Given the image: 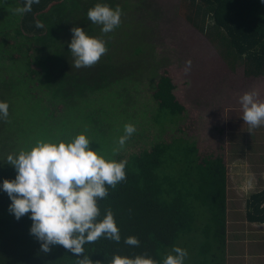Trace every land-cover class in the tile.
Listing matches in <instances>:
<instances>
[{
    "label": "trees",
    "instance_id": "1",
    "mask_svg": "<svg viewBox=\"0 0 264 264\" xmlns=\"http://www.w3.org/2000/svg\"><path fill=\"white\" fill-rule=\"evenodd\" d=\"M9 1V7L4 10L0 0V14L5 13V19L10 14V23L0 27V37L4 38L0 47L9 46L7 39L10 36L22 37V44L27 45L22 53L25 70L21 79L26 80L23 88L27 91L40 88L47 100H59L77 112L78 109L68 101L75 99L82 105L85 103L81 108L84 112L94 103L95 98L91 100L89 95L144 73V60L154 52L152 45L144 39L143 29L135 23L134 9L127 1L39 0V3L31 5V11L23 14L16 13L15 9L23 7L25 0ZM97 3L121 11L119 25L110 32H101V25L87 17V10ZM183 3L202 13L201 23L205 29L206 20L211 21L206 29L208 35L203 27H200L201 32L218 39L229 55L243 60L247 65V75L264 76V4L260 0H183ZM36 21L43 26L37 27ZM74 26L82 27L87 35L97 37L105 44L106 52L91 66L75 67L73 64L68 42ZM32 42L40 45L35 54L42 57L34 58L29 54V50H35ZM13 59L16 58L11 56L10 60ZM150 75L157 77L156 66L152 65ZM175 90L170 76L161 74L157 77L152 95L157 104L154 120L162 130L167 127L174 129L186 112ZM0 101L6 102L5 96ZM35 101H38V108L43 100L36 98ZM38 110L44 113L42 118L36 110V113L31 110L30 118L17 125L21 135L15 141L19 143L20 151L30 150L38 141L67 142L65 137H69L73 128L72 136L84 134V127L77 125L78 118L70 120L68 125L65 122V130L62 128L63 120L49 128L45 111ZM14 114L8 110L6 118L13 119ZM23 124L32 128L22 127ZM82 124L92 125L93 122ZM62 133L63 138L60 136ZM93 135L96 136V132L86 131L90 147L99 156L126 162L125 178L115 187L106 185L107 195L97 200L100 214L96 220H102L110 211L119 229V242L101 235L95 241L85 242L82 245L84 251L79 256L60 245L50 246V251L44 253L29 234L31 220L28 214L14 218L8 210L9 197L0 190V264H80L82 259H86L88 264H111L113 255H144L155 264H162L183 240L191 238L189 244L199 241L194 231L200 208H206L209 218L201 232L202 239L197 249L200 254L194 264H225L228 187L223 152L202 155L196 141L172 136L170 140L152 144L124 159L118 150L121 134L116 138L114 134L110 135L111 140L102 133L100 140ZM251 198L249 220L264 223V189ZM129 236L137 238L139 244L124 243Z\"/></svg>",
    "mask_w": 264,
    "mask_h": 264
},
{
    "label": "rangeland",
    "instance_id": "2",
    "mask_svg": "<svg viewBox=\"0 0 264 264\" xmlns=\"http://www.w3.org/2000/svg\"><path fill=\"white\" fill-rule=\"evenodd\" d=\"M2 1V8L5 10L9 7L10 1ZM114 1H127L134 9V21L143 29L144 39L152 45L154 52L150 58L144 60V73L130 77L132 81L128 79L122 84L112 85L103 88L101 92L89 95L91 100L95 98L94 103L84 112H81V108L86 105L83 102L82 105L75 99L68 101L78 109L77 112L72 107L67 108L59 100L51 101L52 98L47 100L40 88L29 91L24 89L23 83L26 80L24 81L23 77L21 79L25 70L22 53L27 45L22 44L24 42L22 37L10 36L9 39L6 38L9 46L0 47V98L5 96L8 110L15 113L13 119H0V181L15 175L14 168L7 163L6 158L9 154L15 155L20 151L19 143L15 141L21 135L17 125L20 122L25 123V119L30 118L31 110L34 112L36 110L37 115L42 118L44 113L38 110L41 109L45 111L46 119L49 120V128L63 120L62 128L65 130V122L68 125L71 124L70 120L78 118L77 125H81L80 128L84 127V134L86 135V131L92 134L96 132V136H93L98 140L101 133L109 140L113 134L114 138L120 134L121 137L124 135V128L121 126L132 124L135 131L127 137L122 146H118L119 153L124 159L143 148H149L152 144L170 140L172 136L184 137L196 141L202 155H219L223 152L229 160L230 173L233 167L235 169L239 167L230 159H241L244 166L255 168V183L262 184L264 124L250 127L244 122L238 98L245 92L255 90L256 98L264 101V76L247 75V65L243 60L229 55L218 39L207 36L206 29L211 21L206 20L205 29L201 23L202 13L183 3V0ZM3 14L5 13L0 14V27L10 23V14L6 19ZM200 27L205 29L207 35L201 32ZM3 39L0 37V42ZM39 46L32 42V48L35 49L29 50L32 57H42L35 54ZM11 56L16 59L10 60ZM189 61L190 64L186 63ZM152 65L157 67V77L166 74L172 78L176 86L174 93L186 107L183 119L175 124L174 129L167 127L162 130L154 120L157 104L152 95L157 77L150 75ZM36 98L43 100L38 108ZM82 116L84 118L81 120ZM90 121L93 122L92 125L82 124ZM22 127L32 128L29 124H23ZM72 131L70 130L69 137H65L67 142L74 137L72 133L75 132V128ZM62 135L63 133L60 136ZM87 138L90 140V137ZM241 168L242 166L238 176L242 175ZM236 203L245 206L243 203ZM198 212L200 217L195 224L194 233L199 241L189 244L192 240L189 238V241L183 240L177 245L187 252L184 264H194L199 258L200 253L197 249L202 239L201 232L208 223L209 213L207 214L206 208H200ZM236 242L237 239L232 238V243L236 245ZM259 247L263 251L264 242H260Z\"/></svg>",
    "mask_w": 264,
    "mask_h": 264
},
{
    "label": "clouds",
    "instance_id": "3",
    "mask_svg": "<svg viewBox=\"0 0 264 264\" xmlns=\"http://www.w3.org/2000/svg\"><path fill=\"white\" fill-rule=\"evenodd\" d=\"M264 4V0H260ZM39 0H25L16 13L31 11V5ZM121 11L107 4L97 3L87 10L88 19L101 25V32H110L120 23ZM37 27H42L36 21ZM68 49L75 67L95 64L106 52L103 40L89 36L82 27L71 28ZM190 64L189 62H186ZM187 70V69H186ZM255 90L239 96L243 110L242 119L250 127L264 124V101L256 98ZM8 116L7 102L0 101V119ZM135 131L132 124L124 126V135L118 143L122 146ZM85 134H77L69 142L38 141L30 150L20 151L6 158L15 170L13 179L0 181V190L9 197V212L19 219L28 214L31 224L29 234L39 243L44 253L50 246L60 245L79 256L85 242H92L104 235L119 242V229L110 211L97 221L100 210L97 200L107 195V187H115L125 178V161L119 162L99 156ZM124 243L137 245V238L129 236ZM174 253L175 255H173ZM162 264H183L186 250L174 247ZM80 264H88L82 259ZM111 264H155L148 256L127 257L113 255Z\"/></svg>",
    "mask_w": 264,
    "mask_h": 264
},
{
    "label": "crops",
    "instance_id": "4",
    "mask_svg": "<svg viewBox=\"0 0 264 264\" xmlns=\"http://www.w3.org/2000/svg\"><path fill=\"white\" fill-rule=\"evenodd\" d=\"M230 160L239 167L236 169L233 167L230 173L229 160L226 159L228 189L225 264H264V250H260L259 247L260 242H264V223L250 221L248 218L251 197L264 189V182L255 183V168L244 166L241 159ZM240 166L242 175L238 176ZM236 202L245 206L237 205ZM232 238L237 239L236 245L232 243Z\"/></svg>",
    "mask_w": 264,
    "mask_h": 264
}]
</instances>
